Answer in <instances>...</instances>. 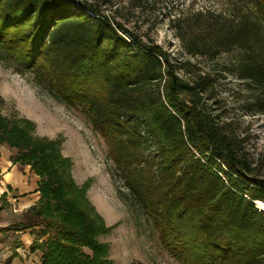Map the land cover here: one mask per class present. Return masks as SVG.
I'll return each mask as SVG.
<instances>
[{
  "label": "trees",
  "instance_id": "trees-1",
  "mask_svg": "<svg viewBox=\"0 0 264 264\" xmlns=\"http://www.w3.org/2000/svg\"><path fill=\"white\" fill-rule=\"evenodd\" d=\"M240 2L231 12L170 19L181 45L173 58L127 26L123 12L105 14L96 0H0V53L82 111L108 149L120 199L150 219L183 264H264V209L256 207L264 205V167L213 95L220 72L183 58L212 62L234 53L228 70L248 89L245 113H264V0ZM247 4L255 14L241 11ZM0 145L14 150L13 164L30 167L39 193L0 231L38 227L29 250L41 252V264H109V246L98 238L111 227L87 198L89 184L75 182L62 139L0 113Z\"/></svg>",
  "mask_w": 264,
  "mask_h": 264
},
{
  "label": "rangeland",
  "instance_id": "rangeland-1",
  "mask_svg": "<svg viewBox=\"0 0 264 264\" xmlns=\"http://www.w3.org/2000/svg\"><path fill=\"white\" fill-rule=\"evenodd\" d=\"M96 1L105 14L113 15L116 9L123 12L127 26L155 41L173 58L181 56V45L168 27L170 19L196 10L231 12L235 5L241 3L240 0ZM246 10L255 14L257 9L254 4H247L241 8L243 12ZM183 58L190 59L203 72H220L221 77L218 76L213 95L225 109L227 120H234L240 135L245 136L244 145L250 158L255 164L261 165V168L264 167V113H245L243 98L248 89L228 70L234 61V53L222 54L212 62L203 57L189 58L188 55H183ZM32 76L29 71L18 72L13 61L0 53V97L3 100L0 113L7 118L18 116L31 120L38 136L62 139L61 151L72 160V176L75 182L78 185L84 182L89 184L87 198L103 218L105 225L111 227L108 234L98 238L109 246V264H183L160 243L150 219L136 207L120 199L118 191L124 189L120 179L113 175L108 149L101 135L93 130L82 111L55 100L34 82ZM0 152L8 154L9 161L14 154V150L6 145H0ZM28 168L30 170L29 166ZM30 173L34 174L31 170ZM10 194L22 196L17 190L10 191ZM256 207L264 209L261 202H257ZM26 209L13 213L7 197L5 200L0 199V210L4 211L1 220L6 221L7 225L17 221ZM30 229L34 237L32 232L38 227ZM84 250L90 253L88 249ZM36 252L41 264V252Z\"/></svg>",
  "mask_w": 264,
  "mask_h": 264
},
{
  "label": "crops",
  "instance_id": "crops-1",
  "mask_svg": "<svg viewBox=\"0 0 264 264\" xmlns=\"http://www.w3.org/2000/svg\"><path fill=\"white\" fill-rule=\"evenodd\" d=\"M7 155L0 152V195L7 192V199L12 206L13 213H18L38 200V177L30 173L28 166L12 164ZM13 190H17L22 196L16 197L10 194ZM0 212V227H4L7 225L6 221L1 220L4 211L0 210ZM33 238L30 228L15 232L0 231V264L9 257L10 264H40L39 254L29 250Z\"/></svg>",
  "mask_w": 264,
  "mask_h": 264
}]
</instances>
